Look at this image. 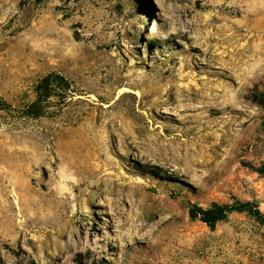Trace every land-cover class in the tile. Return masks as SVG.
<instances>
[{
    "label": "rangeland",
    "instance_id": "1",
    "mask_svg": "<svg viewBox=\"0 0 264 264\" xmlns=\"http://www.w3.org/2000/svg\"><path fill=\"white\" fill-rule=\"evenodd\" d=\"M259 94L264 0H0V264H264L191 218L264 216Z\"/></svg>",
    "mask_w": 264,
    "mask_h": 264
},
{
    "label": "trees",
    "instance_id": "2",
    "mask_svg": "<svg viewBox=\"0 0 264 264\" xmlns=\"http://www.w3.org/2000/svg\"><path fill=\"white\" fill-rule=\"evenodd\" d=\"M56 82H65L63 77L60 76H50L46 80H44L41 85L38 86V93L40 98L47 99L50 97L47 92H49V82L50 81ZM44 93V94H43ZM255 101L264 108V94L255 95ZM33 105L32 108H34ZM31 113L32 115L35 113ZM247 213L252 217L256 218L259 222L264 224V216L259 211V209L252 203L246 202H236L232 205H220V204H213L211 208L207 210H202L201 208H194L191 210V218L192 219H200L201 222L205 223L209 227L213 228L219 222L225 221L228 216L232 213Z\"/></svg>",
    "mask_w": 264,
    "mask_h": 264
},
{
    "label": "bare ground",
    "instance_id": "3",
    "mask_svg": "<svg viewBox=\"0 0 264 264\" xmlns=\"http://www.w3.org/2000/svg\"><path fill=\"white\" fill-rule=\"evenodd\" d=\"M1 175V174H0ZM3 177V176H2ZM4 178V177H3ZM5 179H7V178H5Z\"/></svg>",
    "mask_w": 264,
    "mask_h": 264
}]
</instances>
